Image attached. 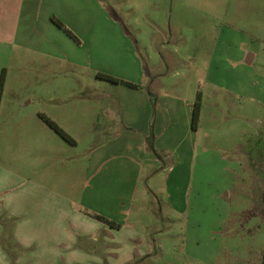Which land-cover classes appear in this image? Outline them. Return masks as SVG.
Instances as JSON below:
<instances>
[{"label": "rangeland", "instance_id": "rangeland-1", "mask_svg": "<svg viewBox=\"0 0 264 264\" xmlns=\"http://www.w3.org/2000/svg\"><path fill=\"white\" fill-rule=\"evenodd\" d=\"M99 1L122 31L112 26L103 38L96 32L85 44L77 34L80 43L67 37L71 45H83L85 49L77 53V67L64 59L48 57L45 70H34L25 64L22 50H0V81L2 76L4 80L0 100V164L11 162L10 167L17 166L23 172L26 167V182L21 179L12 189L8 188L6 178L0 182L1 221L8 228H16L24 220L10 216L3 206L7 200L15 205L23 197L32 206L36 201L34 184L38 183L48 193L43 200L45 206H55L50 202L58 199L51 198L49 193H56L71 201L82 214L104 222L86 197L93 186L89 178L93 172L91 147L109 136L102 129L97 134H81L72 126L71 134L66 132L75 140L71 144L46 119L55 122L61 107L77 106L80 113H94L93 121L98 127L113 122L102 110L107 90L101 86L107 81L98 74L127 81L121 76L134 70L131 61L126 64L130 57L127 50H134L144 63L148 86L153 83L158 95L194 104L197 93L202 95L198 128L189 140L194 153L182 154L185 160L190 159L193 174L188 184L176 177V181L167 184L170 164L161 178L152 181L147 175L155 168L146 167L144 175L149 173L132 204L134 209L143 206L145 221L147 213L151 218L157 214L155 225L139 228L143 236L151 237L150 256L115 262L108 255L111 248L106 247L98 232L100 241L76 238L72 249L84 251L87 256L80 253L73 264H261L264 0ZM51 66L59 72L49 70ZM93 88H100V98L87 96L93 93L87 90ZM80 97L93 101L78 103ZM113 109L118 122L119 108ZM187 187L184 201L182 194ZM173 199L176 211L170 207ZM125 202L128 205L129 198ZM141 202L144 204L139 206ZM77 225L84 226L82 222ZM77 229H70L75 237ZM4 232L3 235L8 234ZM39 233L31 232V239H37ZM34 244L23 251L13 250L27 255L31 261L36 254L49 255L45 254V246ZM63 244L59 250L63 254L61 264H72L66 261L73 250L65 240Z\"/></svg>", "mask_w": 264, "mask_h": 264}, {"label": "crops", "instance_id": "crops-1", "mask_svg": "<svg viewBox=\"0 0 264 264\" xmlns=\"http://www.w3.org/2000/svg\"><path fill=\"white\" fill-rule=\"evenodd\" d=\"M53 17L60 19L82 39L84 44L91 40L96 32L103 38L112 26L122 31L115 23L117 21H112L106 14L99 0H0V50L11 52L22 50L25 64L31 65L34 70L36 67L45 70L44 61L48 57L55 60L64 59L71 66L77 67V53L85 49L83 45L75 43L71 45L70 40H67L68 35L53 22ZM127 51L130 57L126 64H130L131 61L134 70L126 71L121 78L139 87L132 88L110 81L101 86L107 90L104 92L107 102L102 104V110L108 117L113 118V122L98 127L93 121L95 114L80 113L77 106L61 107V115L55 119V122L70 134V128L74 126L81 134H97L96 131L102 129L103 134L109 136L100 145L91 147L90 166L93 172L89 173V178L92 179L93 186L86 199L93 210L110 223L87 217L78 211L71 201L56 193H49L51 198L58 199L57 202H50L55 206H45L43 200L48 194L47 190L38 183L34 184L35 204L29 206V199L23 197L22 200L16 201L15 205L7 200L3 207L10 216L31 221L27 224L28 222L25 223L23 220L12 229V237L22 249L32 247L38 242L40 246L46 247L45 254L49 255L36 254L31 261V258L27 259V255L22 253L12 259L0 243V264H29L30 261V264H61L60 258L63 254H59V250L64 240L68 248L73 250L76 238L89 237L93 242L100 241L101 236L98 232H101L106 247L111 248L108 255L115 262L126 263L151 255L149 249L151 237L143 236L139 228L155 225L158 222L157 214L154 213L151 218L147 213L148 220H143V206L140 205L144 203L141 202L140 207L134 209L132 201L136 199L141 189L144 176L149 173L144 175L145 170H148L146 167L155 168L151 175H147L151 181L161 178L167 170V164H170L171 174L167 184L170 180L176 181L177 178L186 184L190 182L193 174L191 161L190 159L186 161L182 154L184 151L188 154L194 153L195 150L193 143L189 142L197 131L193 128L192 122L194 102H183L167 95H158L159 93L153 90V83L150 87L147 84L144 63L138 58V53L134 50ZM99 69L101 70V67ZM49 70L56 71L54 66ZM99 89H88V92L93 93L87 96L91 99L100 98ZM78 99H80L78 103L93 101L84 100L82 97ZM113 108H119L118 122L115 120ZM79 119L84 121L80 123ZM151 133L154 134V145L159 156L148 146L147 139ZM161 163L163 167L159 169ZM10 165L11 162L0 164V182L6 178L8 188L12 189L25 178L26 167L22 166L23 172L21 168ZM27 183L32 185L31 181ZM188 188L182 194L184 201ZM127 198L128 205L125 202ZM142 198L144 200V196ZM174 199L170 200V207L176 211ZM177 199L179 200L180 196ZM57 203L60 206H56ZM1 212L0 210V216ZM161 212L163 213V207ZM79 222L84 226L77 225ZM3 224L0 219V242L4 236ZM75 226L79 228L76 237L70 230ZM33 231H40L37 239H31L34 236L31 235ZM80 253L86 255L81 250L70 252L66 263L76 262L75 259L81 256Z\"/></svg>", "mask_w": 264, "mask_h": 264}, {"label": "trees", "instance_id": "trees-1", "mask_svg": "<svg viewBox=\"0 0 264 264\" xmlns=\"http://www.w3.org/2000/svg\"><path fill=\"white\" fill-rule=\"evenodd\" d=\"M53 22L60 28L62 29L70 39H72L74 42L76 43H80L79 38L75 35V33L73 31H71L60 19H58L57 17H53L52 18ZM98 77L101 79H104L106 81H110L111 83H121L123 85H126L128 87H132V88H138L139 86L130 82H127L125 80H121L118 78H115L111 75H107V74H102L99 73ZM3 76L1 78L0 81V100H1V91H2V87H3ZM201 99H202V95L200 92L197 93V99L196 102L194 104L193 107V128L197 129L198 127V121H199V116H200V111H201ZM47 123L49 124V126L56 132L58 133L65 141H67L68 143L71 144H75V140L69 135L67 134L59 125H57L55 122H53L50 119H46ZM154 134L151 133V135L148 137V146L150 148V150L157 156H159L160 154L158 153L157 149L155 148L154 145ZM99 219L103 220L106 223H110L108 220H105V218H101L98 217ZM4 230L5 232L8 231V234H6L3 236L1 243H2V247L4 249V251L6 252V254L10 257V258H14V256H16L18 253H15L16 250H13L14 248L19 249V251H23L22 247L20 246V244L13 239L12 237V229L13 227L8 228V226H5L3 224ZM261 264H264V251L262 252V260H261Z\"/></svg>", "mask_w": 264, "mask_h": 264}]
</instances>
